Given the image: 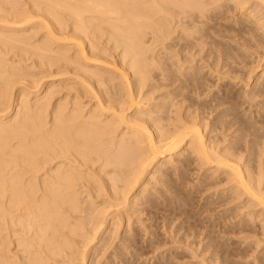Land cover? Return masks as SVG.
Returning <instances> with one entry per match:
<instances>
[{
	"label": "bare ground",
	"instance_id": "obj_1",
	"mask_svg": "<svg viewBox=\"0 0 264 264\" xmlns=\"http://www.w3.org/2000/svg\"><path fill=\"white\" fill-rule=\"evenodd\" d=\"M151 259L264 264V0H0V264Z\"/></svg>",
	"mask_w": 264,
	"mask_h": 264
},
{
	"label": "rangeland",
	"instance_id": "obj_2",
	"mask_svg": "<svg viewBox=\"0 0 264 264\" xmlns=\"http://www.w3.org/2000/svg\"><path fill=\"white\" fill-rule=\"evenodd\" d=\"M57 77H58V76H57V74H56V76H54V78H57ZM48 78L51 79L52 77L49 76V77H47V78H45V79L43 78V79H44V80H49ZM56 83H57V81H56ZM249 86L251 87L252 84L249 85ZM249 86H248V88H249ZM205 193H207V192H204L203 196L205 195ZM203 196H202V197H203ZM145 257H146V256H142L141 259H140V261H141L143 258H145ZM243 260H244V259H243ZM152 262H153V261H152V259H151V261L149 260L147 264H152Z\"/></svg>",
	"mask_w": 264,
	"mask_h": 264
}]
</instances>
